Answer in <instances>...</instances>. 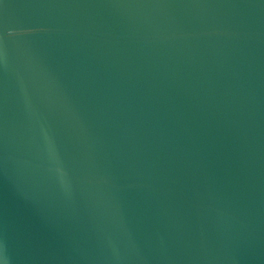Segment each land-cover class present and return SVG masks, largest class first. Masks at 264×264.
<instances>
[{
    "label": "water",
    "instance_id": "obj_1",
    "mask_svg": "<svg viewBox=\"0 0 264 264\" xmlns=\"http://www.w3.org/2000/svg\"><path fill=\"white\" fill-rule=\"evenodd\" d=\"M0 264H264V0H0Z\"/></svg>",
    "mask_w": 264,
    "mask_h": 264
}]
</instances>
